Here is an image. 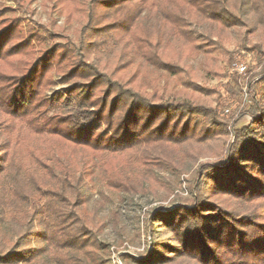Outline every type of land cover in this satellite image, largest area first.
Returning <instances> with one entry per match:
<instances>
[{
	"label": "trees",
	"instance_id": "16d2710c",
	"mask_svg": "<svg viewBox=\"0 0 264 264\" xmlns=\"http://www.w3.org/2000/svg\"><path fill=\"white\" fill-rule=\"evenodd\" d=\"M3 1L0 264H111L84 193L90 163L110 191L145 194L158 183L155 171L181 174L182 148L222 139L230 126L207 104L148 94L128 71L146 64L181 76L185 69L166 53L174 45L181 58L209 52L228 28L264 42V0H43L67 24L84 18L77 44L25 27ZM205 24L212 27L201 41L191 27ZM115 50L112 68L102 57ZM256 78L253 122L235 129L221 161L191 175L190 196L151 213L147 228L165 238L141 260L122 256L126 263L264 264V65ZM59 85L63 93L50 95Z\"/></svg>",
	"mask_w": 264,
	"mask_h": 264
},
{
	"label": "rangeland",
	"instance_id": "374dc122",
	"mask_svg": "<svg viewBox=\"0 0 264 264\" xmlns=\"http://www.w3.org/2000/svg\"><path fill=\"white\" fill-rule=\"evenodd\" d=\"M3 4L16 10V16L22 19L25 27L43 26L76 44L80 41L84 18L77 15L71 24H67L61 9L54 2L5 0ZM211 27L205 24L191 28L201 41H205V31ZM213 41L217 38L214 37ZM118 54V50L112 55L108 52L102 60L113 68ZM166 55L179 61L186 72L173 76L168 71L140 64L138 72L136 68L128 71L127 78L135 77L137 85L148 94L156 93L163 101L188 100L217 108L230 121V126L222 139L182 148L176 157L182 163L181 174L155 171L158 183L147 184L151 190L145 194L130 196L110 191L104 185L100 168L90 163L91 178L87 179L84 193L88 208L98 213L104 226L99 239L109 247L106 258L111 264H128L122 258L125 255L135 261L145 258L153 248L154 239L165 238L161 230L156 229L153 237L147 228L151 213L172 211L181 198L190 196L187 180L191 175L202 163L221 161L226 148L234 142L235 129L253 122L251 88L264 65V42L260 33L246 36L244 29L228 28L220 45L212 47L209 52L201 50L194 56L186 53L181 58L179 48L174 45ZM241 66L246 68L244 72L239 70ZM64 89L66 86L59 85L50 95L62 94ZM262 106L264 108V103ZM79 156L76 153L73 157ZM4 237V230H0V240ZM3 249L7 252L6 243Z\"/></svg>",
	"mask_w": 264,
	"mask_h": 264
},
{
	"label": "built area",
	"instance_id": "2783aa9c",
	"mask_svg": "<svg viewBox=\"0 0 264 264\" xmlns=\"http://www.w3.org/2000/svg\"><path fill=\"white\" fill-rule=\"evenodd\" d=\"M239 70H240L241 72H244V71L246 70V68H245L244 66H241V67L239 68Z\"/></svg>",
	"mask_w": 264,
	"mask_h": 264
}]
</instances>
